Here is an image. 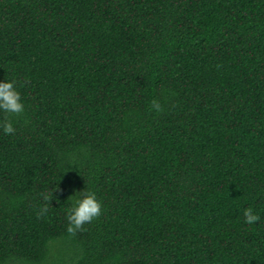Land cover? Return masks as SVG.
<instances>
[{
    "label": "trees",
    "instance_id": "trees-1",
    "mask_svg": "<svg viewBox=\"0 0 264 264\" xmlns=\"http://www.w3.org/2000/svg\"><path fill=\"white\" fill-rule=\"evenodd\" d=\"M0 81V264H264V0H0Z\"/></svg>",
    "mask_w": 264,
    "mask_h": 264
},
{
    "label": "clouds",
    "instance_id": "clouds-1",
    "mask_svg": "<svg viewBox=\"0 0 264 264\" xmlns=\"http://www.w3.org/2000/svg\"><path fill=\"white\" fill-rule=\"evenodd\" d=\"M155 103V102H154ZM158 108L159 105H156ZM24 110L21 95L16 88L15 81H0V112L19 114ZM5 134H14L15 129L11 123L4 125ZM102 214V203L94 192L85 191L81 197L75 199L69 208L67 216L69 233L79 230L84 224L93 221ZM260 216L249 207L244 211V222L248 225L255 224Z\"/></svg>",
    "mask_w": 264,
    "mask_h": 264
}]
</instances>
